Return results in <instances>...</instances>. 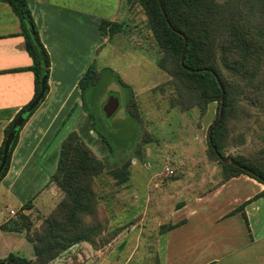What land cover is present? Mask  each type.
Wrapping results in <instances>:
<instances>
[{"label": "trees", "instance_id": "1", "mask_svg": "<svg viewBox=\"0 0 264 264\" xmlns=\"http://www.w3.org/2000/svg\"><path fill=\"white\" fill-rule=\"evenodd\" d=\"M0 1L7 2L19 20V33L23 35L25 48L32 59L27 68L34 75L33 96L4 128L5 139L15 118L25 112L23 124L16 130L5 167L0 172L1 181L9 168L21 128L49 91L50 56L40 38L28 1ZM127 1L129 8L137 5L146 15L147 26L161 51L157 64L170 75L168 82L174 88L172 104L183 110L198 106L203 111L209 102L215 101L217 111L209 130L223 104L222 118L213 127L211 139L209 131L207 136L208 157L222 164L217 184L241 173L264 184V156L259 155L264 152V144L253 155L244 152L231 154L238 165L221 161L213 148L215 145L225 154L226 147L245 142L250 128L264 130V0ZM125 25V20L102 18L100 36L112 38L125 31ZM43 73L45 94L36 106L26 111L41 88ZM99 77L100 72L92 62L78 80L81 93ZM128 110L139 117L134 99L129 101ZM261 139L264 141V134ZM129 163L127 159L119 166L107 167L105 159L92 150L76 129L68 131L60 142L55 169L45 184V187L50 184L58 187L57 201L45 211L39 208L37 212L26 213L19 209L15 217L0 224L2 230L24 231L33 246V257L9 252L0 257V264H49L74 244L88 242L92 247L100 248L108 243L122 226L107 230L108 217L99 202L97 178L107 172L116 184L124 182L128 179ZM258 196H264V187L234 209L242 211L248 227L244 207ZM183 203L181 201L179 206ZM33 204V200H29L25 207L30 208ZM36 215L38 223L33 218ZM182 221L162 223L159 232L164 234Z\"/></svg>", "mask_w": 264, "mask_h": 264}, {"label": "rangeland", "instance_id": "2", "mask_svg": "<svg viewBox=\"0 0 264 264\" xmlns=\"http://www.w3.org/2000/svg\"><path fill=\"white\" fill-rule=\"evenodd\" d=\"M126 3L127 11L121 18L126 21V30L109 39L100 36V31L97 35L100 47L95 51L93 64L100 72L98 81L84 89L76 111L64 113L58 132L45 146L48 158L53 160L61 140L79 120L77 131L105 159L107 167L130 160L126 181L116 184L107 172L97 178L99 202L108 217L107 230L116 226L122 229L100 248L80 242L49 264H163L165 238L159 232L160 224L169 222L170 211L187 199L191 192L187 185L195 182L192 179L203 176L202 186L218 182L221 177V162L207 154L216 102H209L203 111L198 106L183 110L172 104L174 88L168 82L170 75L157 64L161 51L147 26L146 15L137 5L129 8L127 0ZM112 95L118 97L119 105L107 116L103 106ZM131 99L138 118L128 110ZM82 110L89 115L86 123L79 119ZM262 134L261 127L250 128L245 142L226 147L225 154L257 153L264 144ZM260 154L264 156V152ZM166 166L173 172L169 173ZM53 187L57 199L60 190ZM253 200L254 206L249 209L252 227L256 235H261L264 196ZM37 216L33 217L36 223ZM263 248L264 239H260L254 250Z\"/></svg>", "mask_w": 264, "mask_h": 264}, {"label": "crops", "instance_id": "3", "mask_svg": "<svg viewBox=\"0 0 264 264\" xmlns=\"http://www.w3.org/2000/svg\"><path fill=\"white\" fill-rule=\"evenodd\" d=\"M27 1L50 56L49 91L21 128L9 168L0 181V224L13 216L11 209L45 211L57 201L54 184L45 187L57 160V156L48 158L46 141L58 132L64 113L80 106L78 80L95 59L100 20H121L127 11L126 0ZM19 31L17 16L7 2L0 1V145L5 126L34 94V75L27 68L32 59ZM88 118L82 110L79 119L84 122ZM79 124L78 120L74 129L79 130ZM192 180L195 182L187 185L191 192L183 205L170 211L169 221H183L161 235L165 238L163 264H218L225 260L224 264H264V248L254 250L264 234L256 235L249 212L256 200L244 207L249 227L242 211L234 210L264 184L245 173L221 184L201 186V175ZM29 200L34 204L27 208ZM1 237L0 257L9 252L33 257V246L25 244L31 242L24 231L0 229Z\"/></svg>", "mask_w": 264, "mask_h": 264}, {"label": "water", "instance_id": "4", "mask_svg": "<svg viewBox=\"0 0 264 264\" xmlns=\"http://www.w3.org/2000/svg\"><path fill=\"white\" fill-rule=\"evenodd\" d=\"M162 11H163L164 15H166L165 10H164L163 7H162ZM45 90H46L45 73H43L42 80H41V88H40L39 92L37 93V95L34 97V99L26 107V111H30L34 106H36L39 103L40 99L45 94ZM118 105H119L118 97L116 95L109 96L108 99L106 100V102L104 103V106H103V109H104L106 115L110 116L111 114H113V112L117 109ZM222 113H223V104L221 103L220 108H219L218 118H217L215 124L209 130V139H211V131H212L213 127L220 122V120L222 118ZM24 118H25V112L22 113L17 118H15V120L12 123V126L10 128L9 133L6 135V137L4 139L2 152H1V157H0V172L5 167V164H6V161H7V156H8L9 149H10V145H11V143H12V141H13L15 135H16L17 128L20 125L23 124ZM213 148L216 150L217 156L219 157V159L221 161H223V162H231V163L236 164V165L239 164L238 162H236L233 159V157L231 155L222 154L221 152H219L217 150V148L215 147V145L213 146ZM243 167L247 168L245 166H243ZM247 170L251 171L249 168H247Z\"/></svg>", "mask_w": 264, "mask_h": 264}, {"label": "built area", "instance_id": "5", "mask_svg": "<svg viewBox=\"0 0 264 264\" xmlns=\"http://www.w3.org/2000/svg\"><path fill=\"white\" fill-rule=\"evenodd\" d=\"M166 170L169 172V173H172L173 172V169L166 166ZM12 213H15V211L13 209L10 210Z\"/></svg>", "mask_w": 264, "mask_h": 264}]
</instances>
